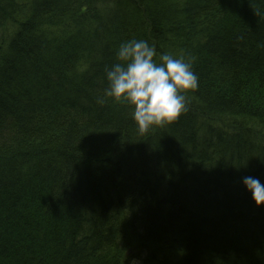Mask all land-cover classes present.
I'll list each match as a JSON object with an SVG mask.
<instances>
[{"label":"trees","instance_id":"trees-1","mask_svg":"<svg viewBox=\"0 0 264 264\" xmlns=\"http://www.w3.org/2000/svg\"><path fill=\"white\" fill-rule=\"evenodd\" d=\"M63 1L0 0V264H264V0ZM117 40L191 60L178 120L106 95Z\"/></svg>","mask_w":264,"mask_h":264},{"label":"clouds","instance_id":"clouds-1","mask_svg":"<svg viewBox=\"0 0 264 264\" xmlns=\"http://www.w3.org/2000/svg\"><path fill=\"white\" fill-rule=\"evenodd\" d=\"M155 56L156 48L148 41H127L117 52L120 62L105 69L106 95L134 106L133 117L141 133L178 120L187 111L185 93L199 87L191 60L163 54L157 62ZM244 184L257 206H264V183L248 176Z\"/></svg>","mask_w":264,"mask_h":264},{"label":"bare ground","instance_id":"bare-ground-1","mask_svg":"<svg viewBox=\"0 0 264 264\" xmlns=\"http://www.w3.org/2000/svg\"><path fill=\"white\" fill-rule=\"evenodd\" d=\"M246 1L247 0H236V1H234V5L237 7V8H239V9H242L243 8V6H244V3H246ZM64 3H63V5L65 6V8H73V6H71V4H70V2H71V0L69 1V2H66V0H64L63 1ZM30 3V2H29ZM70 4V5H69ZM232 7H233V5H232ZM48 10H51V12H52V14H51V16H52V18H55V21L54 20H50V19H47L45 22H46V24H48V25H51V24H53V25H57V26H62V23L64 22V17L65 16H67L68 15V13L71 11H68V13L65 15V16H63L59 11H57V10H54V9H48ZM65 10H68V9H65ZM143 23H141L143 26L145 25V28H146V30H151V29H153V27H154V19L153 18H151V17H149V19L147 18V17H145V18H143V21H142ZM6 25V27H5V30H7L8 29V27H9V25H10V20L5 24ZM163 29V28H162ZM117 42L118 43H124L123 41H120V40H117ZM40 236H42V235H40ZM43 237H44V235H43Z\"/></svg>","mask_w":264,"mask_h":264},{"label":"rangeland","instance_id":"rangeland-1","mask_svg":"<svg viewBox=\"0 0 264 264\" xmlns=\"http://www.w3.org/2000/svg\"><path fill=\"white\" fill-rule=\"evenodd\" d=\"M10 23H13L12 21ZM210 121V120H209ZM262 174H263V169L261 168L258 175L255 176L254 178H258V179H261L262 178ZM241 185L244 189L248 190L246 185L244 184V181L242 180L241 181ZM249 191V190H248ZM132 241H134V238H132ZM139 244H136V242H134L131 247L128 249V257H131V261L133 264H137L139 262V257H140V254L139 253H144V251H146V248L144 249L142 246H139ZM262 256L264 257V252H262Z\"/></svg>","mask_w":264,"mask_h":264}]
</instances>
